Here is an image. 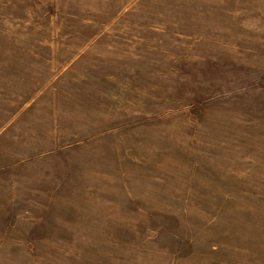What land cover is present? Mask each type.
<instances>
[{"label": "rangeland", "instance_id": "374dc122", "mask_svg": "<svg viewBox=\"0 0 264 264\" xmlns=\"http://www.w3.org/2000/svg\"><path fill=\"white\" fill-rule=\"evenodd\" d=\"M0 264H264V0H0Z\"/></svg>", "mask_w": 264, "mask_h": 264}]
</instances>
